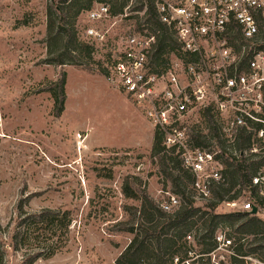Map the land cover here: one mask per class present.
Here are the masks:
<instances>
[{"label": "rangeland", "instance_id": "374dc122", "mask_svg": "<svg viewBox=\"0 0 264 264\" xmlns=\"http://www.w3.org/2000/svg\"><path fill=\"white\" fill-rule=\"evenodd\" d=\"M48 4L49 0H0L2 264H25L29 249L36 246L47 247L53 254L34 264H113L134 236L121 231L119 225L129 222L134 209L140 208L136 195L142 192L160 204L167 201L165 192L171 191L169 170L151 154L146 119L119 92L110 73L103 72L114 41L137 29L144 9L134 11L137 3L131 0L124 15L96 24L107 32L108 43L93 47L97 51L92 60L81 61L87 66L57 67L47 64ZM85 15L74 22L78 38L90 25ZM62 72L66 74L64 109L54 118V98L45 89ZM151 130L154 137L155 130ZM258 169L264 170V166ZM234 193L238 198L229 201L232 205L220 204L212 212L244 213L241 205L251 201L250 193L241 184L230 195ZM257 193L264 198V193ZM19 202L29 213L67 210L71 224L62 231L53 224L45 226L38 231L42 236L39 241L17 239L16 246L12 236ZM208 203L198 199L195 207L209 211ZM248 214L222 222L217 233L243 244V264H264V228H253L264 223V202L256 214ZM249 219L255 221L245 226ZM189 246L195 253L204 249ZM169 253L171 250L165 259L169 260ZM221 256L230 254L222 252L210 264L222 260L229 264L228 258Z\"/></svg>", "mask_w": 264, "mask_h": 264}, {"label": "built area", "instance_id": "2783aa9c", "mask_svg": "<svg viewBox=\"0 0 264 264\" xmlns=\"http://www.w3.org/2000/svg\"><path fill=\"white\" fill-rule=\"evenodd\" d=\"M154 7L176 49L157 61L158 32L145 22L144 8L143 22L118 36L103 70L191 176L188 191L195 206L198 199L213 201L215 189L226 185L227 160L264 166V0H154ZM84 14L90 25L79 40L92 47L107 44V32L95 25L118 16L96 3ZM250 180L263 194L264 170ZM165 195L167 201L157 205L173 214L180 198L170 190ZM254 208L252 201L241 205L242 212ZM185 240L194 245L193 235ZM215 241L208 254L212 263L222 252L236 256L232 239L216 232Z\"/></svg>", "mask_w": 264, "mask_h": 264}, {"label": "trees", "instance_id": "16d2710c", "mask_svg": "<svg viewBox=\"0 0 264 264\" xmlns=\"http://www.w3.org/2000/svg\"><path fill=\"white\" fill-rule=\"evenodd\" d=\"M129 2L130 0H59L58 2L49 0L46 8L47 64L57 67L67 64L72 66L85 65L81 63L85 58L90 62L93 47L79 40L77 31L74 28L75 20L82 13L91 10L95 3L108 6L111 16H119L123 14ZM136 3L137 6L134 7V11L145 8V22L150 23L152 29L158 32L156 36L158 61L162 54L176 49L177 43L169 29L159 22L154 0H136ZM103 72L107 73L104 70ZM65 85L66 74L62 72L58 75V79L45 89L54 98L52 110L54 118L60 117L63 112ZM244 141L246 140L244 139ZM151 154L153 157H159L162 167L169 170L171 192L180 198L181 205L176 212L169 214L162 211L146 194L140 192L141 195H136L139 196L141 201L140 208L138 210L134 209L129 222L119 225L123 226L121 231L134 236L113 264H167L168 262L173 263L174 259H177L179 263L190 260L192 264H210L208 254L216 247L215 234L218 226H222L224 221L237 220L249 215L247 212L217 215L212 211L221 202L236 201L237 194L230 195V193L240 184L249 191L251 201L258 210L261 203L264 202V198L258 195L255 188L251 187L250 175L254 174L262 164L250 161V159H242L238 162L227 160L224 170L226 185L215 189L213 201L206 205L209 210L207 211L194 206V201L188 191V185L191 184L192 178L181 168L176 157L169 156L165 152L162 146V137L157 131L154 133ZM183 179H185V182ZM137 192L133 191L134 195ZM23 207L22 202H19L16 231L12 236V241H15L16 246L18 245L17 239L20 242L29 239L39 241L42 236L38 231L45 226L53 224L58 231H62L67 230L71 224L70 213L67 210L52 211L44 209L29 213ZM135 217L138 220H134ZM253 221L255 219H249L245 226ZM258 223L259 226L253 225L254 229L264 228V223ZM34 231H37L36 235H33L35 234ZM191 231H194V245L204 248L200 253H195L190 246L188 247L189 243L185 240V237ZM229 238L231 237L229 236ZM16 246L15 250H18ZM262 248L264 249V246ZM242 249L243 244L240 241H233L232 251L236 256H223V259L228 258L227 262L229 264H243V257L246 255L243 254ZM29 250L30 254L26 255L28 258L25 260V264H34L38 259L53 254V252L47 251V247L40 248L36 246ZM170 250L169 260L165 259ZM4 256L5 253L1 251L0 247V264H2ZM219 264H224V260L220 261Z\"/></svg>", "mask_w": 264, "mask_h": 264}, {"label": "crops", "instance_id": "0c3cea01", "mask_svg": "<svg viewBox=\"0 0 264 264\" xmlns=\"http://www.w3.org/2000/svg\"><path fill=\"white\" fill-rule=\"evenodd\" d=\"M145 119V118H144ZM145 122H146V125H147V128H145L146 130H148L149 131V133H151V134H149L150 135V137H152V142H153V134H152V130L151 129H153L152 128V126L145 120ZM137 142H139V141H137ZM137 142H135V143H137Z\"/></svg>", "mask_w": 264, "mask_h": 264}, {"label": "water", "instance_id": "95a60500", "mask_svg": "<svg viewBox=\"0 0 264 264\" xmlns=\"http://www.w3.org/2000/svg\"><path fill=\"white\" fill-rule=\"evenodd\" d=\"M257 213V209L254 208L252 211H251V214H256Z\"/></svg>", "mask_w": 264, "mask_h": 264}]
</instances>
